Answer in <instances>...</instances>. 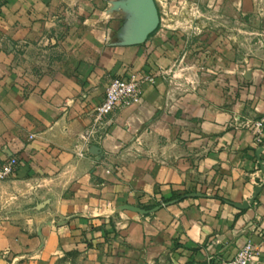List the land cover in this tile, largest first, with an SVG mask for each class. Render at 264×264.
Wrapping results in <instances>:
<instances>
[{
  "label": "crops",
  "instance_id": "obj_1",
  "mask_svg": "<svg viewBox=\"0 0 264 264\" xmlns=\"http://www.w3.org/2000/svg\"><path fill=\"white\" fill-rule=\"evenodd\" d=\"M148 1L0 0V160L28 187L0 212V264H227L247 240L264 264L245 125L264 118V0H152L146 33ZM132 74L155 79L78 157L89 111Z\"/></svg>",
  "mask_w": 264,
  "mask_h": 264
},
{
  "label": "built area",
  "instance_id": "obj_2",
  "mask_svg": "<svg viewBox=\"0 0 264 264\" xmlns=\"http://www.w3.org/2000/svg\"><path fill=\"white\" fill-rule=\"evenodd\" d=\"M261 35L264 38V30ZM154 79L151 75L135 74L125 78H112L105 89L103 100L89 111L90 120L78 135L75 154L84 157L90 146L99 144L106 136L112 115L119 109L139 103L142 84L146 81L154 82ZM245 125L251 129L254 143L264 147V118H257ZM17 163L15 156L8 157L4 161L0 160V180L11 177ZM106 172L108 173L109 169H106ZM255 255V245L251 240H247L227 264H250Z\"/></svg>",
  "mask_w": 264,
  "mask_h": 264
},
{
  "label": "rangeland",
  "instance_id": "obj_3",
  "mask_svg": "<svg viewBox=\"0 0 264 264\" xmlns=\"http://www.w3.org/2000/svg\"><path fill=\"white\" fill-rule=\"evenodd\" d=\"M8 178L0 180V212L3 213L4 211H7L9 209L10 199L9 195L10 193H16L20 195L26 193L25 191L28 190V187L26 186H20L15 184H9L7 183ZM14 200V199H13ZM12 201V200H11ZM14 203V201H12ZM11 202V205H12ZM24 206V204H23Z\"/></svg>",
  "mask_w": 264,
  "mask_h": 264
},
{
  "label": "water",
  "instance_id": "obj_4",
  "mask_svg": "<svg viewBox=\"0 0 264 264\" xmlns=\"http://www.w3.org/2000/svg\"><path fill=\"white\" fill-rule=\"evenodd\" d=\"M148 2H149V9H150V12H151V17H152V23H151V25L147 28L146 33L151 32L153 29L156 28V26H157V24H158V14H157L156 8H155V6H154V4H153V1H152V0H149ZM89 152H90V153H93V154H98V153H99V148H98L97 146H94V145H93V146H91V147L89 148ZM259 189H260L259 186H257V187L255 188V193H254L253 197L250 199V202L253 201L254 196L257 194V192H258ZM238 206H241V205H238ZM243 206H246V203L243 204ZM130 209H133V210H136V211H140V212H142V213H146V212H148V211H146V210L139 209V208H135V207H130Z\"/></svg>",
  "mask_w": 264,
  "mask_h": 264
}]
</instances>
